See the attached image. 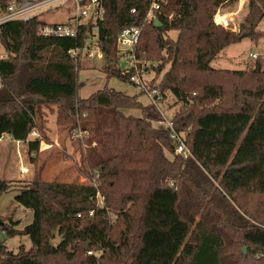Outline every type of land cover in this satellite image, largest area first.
Instances as JSON below:
<instances>
[{
    "label": "trees",
    "instance_id": "trees-1",
    "mask_svg": "<svg viewBox=\"0 0 264 264\" xmlns=\"http://www.w3.org/2000/svg\"><path fill=\"white\" fill-rule=\"evenodd\" d=\"M234 2L164 0L155 13L161 25L152 20L140 33L138 51L161 52L159 84L148 86L163 96L170 92L180 103L172 122L176 131L186 132V156L175 153L166 129L151 126L160 120L158 111L137 101V94L105 86L78 97V63L69 51L91 41L94 21L82 20L73 37L39 35L45 21L38 16L0 25V138L26 141L36 127L37 105L46 102L58 105V124L70 117L72 127L85 112L111 113L118 139L114 152L107 153L104 145L93 151L96 186L0 179V196L19 187L15 201L32 210L31 222L21 229L17 220L0 224L6 235H26L31 244L13 251L0 241V264H228L226 246L232 238L257 256L254 264H264V88L239 84L244 76H263L264 61L257 60L249 75L211 65L231 43L264 37L257 30L264 0H247L237 30L215 23L217 10ZM149 4L102 0L97 36L106 79L133 85L117 65L116 37L125 27L139 26ZM169 31L176 32L174 38L167 37ZM125 109H137L141 116H125ZM132 134L139 141L129 149ZM145 139L150 156L141 158ZM27 142L29 150H38L39 139Z\"/></svg>",
    "mask_w": 264,
    "mask_h": 264
},
{
    "label": "rangeland",
    "instance_id": "rangeland-1",
    "mask_svg": "<svg viewBox=\"0 0 264 264\" xmlns=\"http://www.w3.org/2000/svg\"><path fill=\"white\" fill-rule=\"evenodd\" d=\"M236 0L232 4L224 5L219 8L213 16V20L217 24L232 30H237L239 24L245 14L247 0ZM41 11V12H40ZM39 12V13H38ZM39 19L47 22H63L68 17L75 14V8L69 0L63 4L60 1L52 2L45 6L36 8L30 12L35 14ZM220 14H225L221 17ZM85 20V19H83ZM257 30L264 32V17L258 23ZM176 32L169 31L168 38H174ZM152 52V51H150ZM157 54L149 55L145 50H139L138 60L142 64L143 79L146 85H158L163 71L156 72V66L160 50H154ZM250 53H255L256 58H252ZM4 54L0 46V55ZM257 60L264 61V37L258 39L244 38L236 43L228 45L219 57L211 61V65L215 68L224 69H239L244 70L248 75L253 71V65ZM124 58H119L117 65L122 67L124 65ZM76 67L77 80H78V97L87 98L93 92L111 87L115 90L122 91L128 95H136L137 101L141 102L144 106L149 104L145 95L141 94L139 90L131 83L120 80L117 78L106 79L105 74L102 72L106 62L102 60L87 59L80 57L77 61ZM109 64L115 65L114 60L110 59ZM168 64L165 65L167 68ZM243 82H239L241 87L247 88L254 86V84H261L264 88V75L257 78L253 76H244ZM264 99V92L261 97ZM154 106V105H153ZM159 114V119L162 117L172 118L173 113L180 107V103L176 101L173 95L165 91L161 102L154 106ZM59 107L54 103L40 102L37 105L35 120L36 127L29 133L26 141H17L9 135H4L0 138V179H7L14 182L39 179L43 181H59V182H89L94 179V170L90 163L95 161L96 151L104 145L107 153L116 151L118 139L116 138L117 125L116 121L111 118V113L103 111L100 115L83 113L77 119V126L72 127L70 117L64 118L60 124L56 122L57 112ZM64 113V111H62ZM62 113V114H63ZM125 116L140 117L141 112L137 109H125L122 111ZM64 115V114H63ZM87 118V119H86ZM147 122V120H146ZM71 123V124H70ZM151 126L154 128H162L160 120L151 121ZM123 127V123L118 124ZM72 127V128H71ZM91 130V131H90ZM185 138L186 132H181ZM131 134V133H130ZM136 134L128 137V148L131 149L138 143ZM39 139L38 150H29L28 140ZM150 140L145 139L141 144L142 146L138 152V156L145 158L150 156L146 145ZM93 151L95 153H93ZM92 153V154H91ZM177 154V153H176ZM171 157V155H168ZM142 164H137L141 166ZM20 192L19 187H13L0 196V224L3 219L5 223L9 224V219L17 220V228L21 229L29 224L32 220V210L18 204L14 197ZM252 197V201L253 202ZM58 240L55 236L52 242ZM233 242L231 243V241ZM238 239H230L226 246V260L228 264L237 262L239 264H254L257 256H251L249 248L245 247V254L241 255L242 244L240 245ZM0 241L6 245L10 250L17 251L20 245L28 248L30 240L26 235L8 236L4 231L0 230ZM10 264V263H7ZM21 264H37L35 261H25Z\"/></svg>",
    "mask_w": 264,
    "mask_h": 264
},
{
    "label": "built area",
    "instance_id": "built-area-1",
    "mask_svg": "<svg viewBox=\"0 0 264 264\" xmlns=\"http://www.w3.org/2000/svg\"><path fill=\"white\" fill-rule=\"evenodd\" d=\"M56 1H60V3L63 4L69 0H12L4 7L0 5V25L8 20H28L29 18L37 14H30L32 10ZM70 1L75 8L76 15L68 17L67 20L63 22H47L43 25H39L37 33L43 36L73 37L77 33L79 23L83 19H91L92 21H94V24L92 25V32L94 34L93 38L85 47L74 48L70 50L69 53L75 60H78L80 57L102 60L104 56L99 48L97 36V22L99 20H102L104 14L102 0ZM163 1L164 0H150V4L141 24L139 26H129L123 28L116 37L117 50L120 54V57L125 59L124 65L121 67L122 73L129 75V79L133 83V85L139 90L141 94L145 95L148 102L154 106L157 105L158 102L162 101L163 95L158 88H150L146 85V81H144L142 74V64H140V60H138L137 44L143 25L156 18L155 13L159 9L160 2ZM131 11L134 12V9H131ZM220 16L224 17L225 14H220ZM229 22H231L230 18L226 24L228 25ZM250 56L252 58H256L257 55L255 53H250ZM162 116L160 118L162 128L168 131L169 137L172 139L174 144L175 153L183 154L185 156L189 155L190 151L186 146L184 140L185 138L182 133L176 131V129L174 128L172 118L168 119ZM89 182L93 186H96L95 178L89 180ZM97 196L100 198V205L102 206V197L99 195V193H97ZM88 253L91 252L89 251Z\"/></svg>",
    "mask_w": 264,
    "mask_h": 264
},
{
    "label": "water",
    "instance_id": "water-1",
    "mask_svg": "<svg viewBox=\"0 0 264 264\" xmlns=\"http://www.w3.org/2000/svg\"><path fill=\"white\" fill-rule=\"evenodd\" d=\"M153 21H154V25L155 26H160L161 25V23L159 22V20L157 18H154ZM243 253H245V247H243Z\"/></svg>",
    "mask_w": 264,
    "mask_h": 264
},
{
    "label": "crops",
    "instance_id": "crops-1",
    "mask_svg": "<svg viewBox=\"0 0 264 264\" xmlns=\"http://www.w3.org/2000/svg\"><path fill=\"white\" fill-rule=\"evenodd\" d=\"M12 138V137H11Z\"/></svg>",
    "mask_w": 264,
    "mask_h": 264
}]
</instances>
